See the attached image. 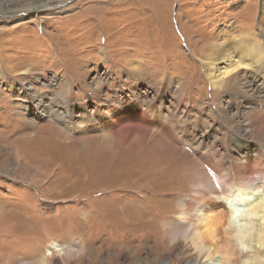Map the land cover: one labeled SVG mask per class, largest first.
<instances>
[{"label":"rangeland","instance_id":"rangeland-1","mask_svg":"<svg viewBox=\"0 0 264 264\" xmlns=\"http://www.w3.org/2000/svg\"><path fill=\"white\" fill-rule=\"evenodd\" d=\"M245 30L250 35L244 34ZM237 36L264 45V0H0V264H39L37 259L51 243L62 248L60 252L48 249L52 253L47 255V264H187L194 254L184 250L178 215L166 210L160 214L159 208L146 203L148 217L140 224L131 219L127 223L119 207L134 194L114 203L118 190L104 185L114 186L113 178L88 180L80 184L84 187L72 186L74 189L60 185L61 193L54 198L55 186H50L68 175L63 166L75 171L77 160H68L58 151L54 152L55 161H50L55 164L48 165L40 143L31 148L39 157L30 155L25 144L33 141L40 123V118L34 119L30 112L47 113L67 103L75 114L110 110L108 115L112 116L135 107L149 119L174 124L178 135L184 134L182 146L174 141L163 150L149 152V144L143 142L130 155L124 148L106 146L96 128L89 133L92 138L86 148L67 138L65 130L46 129L54 132L56 137L48 136L55 138L57 145H64V140L77 152L84 148L90 152L104 150L126 160L143 157L146 161L145 154L159 157L162 171L178 174L179 180L173 178V184L184 183L179 192L160 203L179 211L181 200L194 199L191 188L197 182L195 171L203 175L208 196L212 190L221 191L207 158L225 173L229 163L240 160L233 157L247 149L236 148V137L247 141L250 153L264 147L260 137L245 126L264 113V96L247 91L248 96H238L233 102L228 94L209 85L202 64L205 54L217 52L218 43L223 45L230 39L240 42L238 46L242 44ZM215 57L214 61L218 59ZM216 62L210 66L214 74L222 67L220 60ZM25 69L28 76L22 81L19 74H25ZM251 69L239 66L238 86L242 91L247 90V84L261 86ZM67 80L68 91L61 87ZM239 126L249 135L239 134ZM146 128L149 136L161 134L149 123ZM192 136L204 139L197 148L199 156L186 149L197 144ZM72 155L81 157L74 153L68 156ZM120 159L116 157L113 163L117 170V163L126 166ZM80 164L86 168L106 166ZM91 174L97 175L94 170ZM128 229L135 241L126 246ZM171 232L176 233L171 236ZM144 234L149 239H142ZM136 241H140L139 247ZM172 244L175 246L170 247ZM249 244L241 255L235 241L239 264H245L241 262L245 255L254 253L255 247ZM197 259L204 264H227L219 256L215 260Z\"/></svg>","mask_w":264,"mask_h":264},{"label":"bare ground","instance_id":"bare-ground-1","mask_svg":"<svg viewBox=\"0 0 264 264\" xmlns=\"http://www.w3.org/2000/svg\"><path fill=\"white\" fill-rule=\"evenodd\" d=\"M243 33L250 35L248 30L243 31ZM240 39L242 44L239 46L238 44L240 42L237 44V40L228 39L227 41H224L225 43L223 42V45H219L218 43V50L216 53L205 54L202 57V64L204 65L205 73L207 75L206 79L208 80L209 85L215 90H220V93H223L225 96L228 94L233 102L237 101L238 96H248L247 91L256 93L258 97L264 96L263 42L259 40L250 41L249 38L246 37H241ZM214 48H217V45H215ZM214 54L218 56V59L215 61L214 59L216 57ZM218 60H220L222 67L217 70V74H214L210 66L217 63L216 61ZM240 65L252 67L253 71L256 73L257 79L261 81V86L253 87L254 83L247 84V86L245 85L247 90L242 91L241 87L238 86L241 78L238 74ZM28 71L29 70L25 69L22 72L25 74H19L20 80L23 81L24 77L28 76L26 75ZM61 87L64 90L67 89L69 87V81L67 80L61 85ZM23 89L24 88L22 87V90ZM67 91L65 95L63 94L65 99H67L65 102L68 101ZM40 102L41 98L36 104H39ZM221 111H223V109H221ZM109 112L110 110H108V113ZM130 112H133V114L139 113L138 109L135 107H128L126 111L120 113L115 112L112 116H109L108 113H99V111L94 115H89V112L86 110H82L79 114H75L74 110L71 109L67 103L62 106V109L56 108L47 113L38 111L30 112L34 119L40 118V123L38 124V129L36 130V135L33 141L28 143H26L27 141L25 142V145L30 147L29 151L32 152V149H35V147L32 148V146L36 143L44 145V148L40 149L45 150L43 157H45V162L48 165L55 164V162L50 163V161L54 158V152L56 153L58 151L62 152L66 159L70 157L71 160H77L76 167H74L75 171L63 166L62 169L64 172H68V175H64L63 179L57 180L53 184L51 183V189L55 186L52 189L54 192L52 193L54 194L53 197H59L58 194L61 193L60 185L69 186L74 189L72 186H76V188L84 187L80 186V184H86L88 180L113 178L115 182L114 186L111 183L104 185L110 189H115V191L118 190V195L116 194L114 203H118L121 198L129 193L134 194L131 200L126 201L119 207L120 214L127 223L130 222L128 219H131L135 220L137 224H140L143 218L148 217V212L145 211L146 208L144 207L146 203L152 204L155 206L154 208H159L161 210L159 212L160 214H164L166 210V212L170 214L175 212L178 215L177 223L183 228V230L181 229V239L184 240L186 244L184 250H186L187 253L191 252L194 254V256L189 258L187 264H204L197 259L198 256H201L206 260H215L216 256H219L220 259L227 264H239L237 260L239 256L237 254H245L247 251L246 246L249 242L250 246L255 247L254 253L245 255L244 258L241 259V262L243 260V263L245 264H264V147L261 150L257 149L254 153H250L247 141L243 138L236 137L234 140V144L237 146L236 148L240 150L246 147L247 149L241 150V156L237 155L236 157H233V159L240 160L229 163L225 173L207 158L206 161L208 168L216 173L217 180L220 181L221 191L212 190V193L210 194L212 196H208L204 189L203 175L195 173V171L193 172V176L197 182L192 187L193 189L191 188L195 200L193 197L191 198L194 201L190 200V198H188V200H181L180 207L177 209L179 211H176L172 207H164L160 202L164 201L165 197L172 196L179 192L184 183L178 182L177 184H173V178L179 180L178 174L170 171H162L159 157H148L149 154H145L146 161L143 157L126 160V157L124 158L116 153L108 155L103 152L104 150H94L96 152L85 150L87 142L92 138L91 136L88 137V135L93 128L98 129L99 133L101 132L100 136H102L103 142L106 146L113 145L116 148H124L126 154L129 155L134 154L139 144L143 142L149 144V152L155 148L163 150L169 142L174 141L182 146L184 134L178 135L174 124L172 125L171 123V125H169L166 121L164 122L157 118L149 119L146 117L145 112L139 113L138 116H126V114ZM48 118H50V120ZM232 120L233 119L231 118L230 124L235 123ZM126 121L134 123L125 126L122 123ZM63 122H67V125H64ZM146 123L155 126L161 134L158 133L157 135L149 136L150 133L149 129L146 128ZM257 123L258 126H256ZM233 124L231 126H234ZM245 126L246 128H249L251 133L256 134L257 137H260L264 142V113L260 114L255 120H248ZM46 127L53 128L58 132H64L65 130L68 134L67 138L70 137L76 140L75 144L80 147L84 146L85 148L81 150L82 152L80 149L77 152L72 148L69 142L60 138L58 140H62V143H65L64 145L61 143H58L57 145L54 141L55 138L53 139L51 137H56L54 132L46 129ZM195 128L193 131H195ZM182 130L184 132L187 131L185 133H190V130ZM237 130H239V134L241 135H249L246 133L244 127L242 128L239 126ZM254 134L251 136H254ZM219 137L221 138V136ZM194 139L197 144L193 147L188 146L186 149L191 154L199 156L201 154L197 151V148L204 139ZM65 149H68L69 151L66 152ZM72 153L80 155L81 157L75 155L68 156ZM30 155H37L39 157L40 154L38 155V153L36 154L35 152H32ZM203 155L204 154H202V156ZM116 157L117 159L121 158L119 162H122L126 166L121 167V165H119L120 163H117L116 167H118V170L114 168L113 163ZM22 161L23 163H26V159H22ZM80 163H86L89 165L101 164L106 166L103 168H94L92 166L86 168L87 165ZM92 170L97 173L95 177L91 174ZM2 172L4 171L2 170ZM67 179L68 181H66ZM58 187L60 189H58ZM79 191L81 192L83 190L79 189ZM79 194L82 195L81 193ZM156 197H158L157 201L155 199ZM156 210L159 211L158 209ZM130 226L136 227L133 223H130ZM174 227L176 226L174 225ZM174 230H176V228ZM127 231L129 233L124 237V239H127L125 240L124 245L128 244V242L135 241V237H130L129 235L132 231L130 229ZM175 233L176 232H171V236L175 235ZM143 238L144 240L146 238L149 239V236L144 234L142 236V239ZM235 241L240 246L241 251L237 252V254L234 251ZM136 242L139 247L140 241ZM173 245L175 246V244H172L170 247H173ZM61 248L62 247H59V245L51 243L48 249L60 252ZM48 249L37 259L39 261L37 263L47 264V255L52 253ZM234 253L236 254V257H233Z\"/></svg>","mask_w":264,"mask_h":264}]
</instances>
